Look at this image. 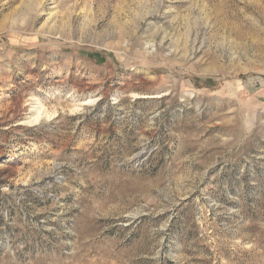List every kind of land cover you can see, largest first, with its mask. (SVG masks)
I'll list each match as a JSON object with an SVG mask.
<instances>
[{
	"label": "rangeland",
	"instance_id": "rangeland-1",
	"mask_svg": "<svg viewBox=\"0 0 264 264\" xmlns=\"http://www.w3.org/2000/svg\"><path fill=\"white\" fill-rule=\"evenodd\" d=\"M0 264H264V0H0Z\"/></svg>",
	"mask_w": 264,
	"mask_h": 264
}]
</instances>
